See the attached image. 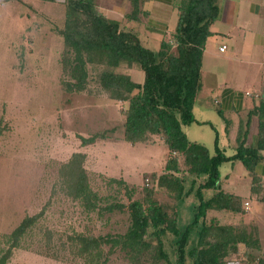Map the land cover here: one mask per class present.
Returning a JSON list of instances; mask_svg holds the SVG:
<instances>
[{"label":"rangeland","instance_id":"1","mask_svg":"<svg viewBox=\"0 0 264 264\" xmlns=\"http://www.w3.org/2000/svg\"><path fill=\"white\" fill-rule=\"evenodd\" d=\"M121 1L95 3L102 14L116 10L108 16L122 19L124 29L133 24L126 21L129 6H121ZM66 6V0H0V249L9 248L6 235L26 217L40 214L8 264H131L119 250L108 254V245L99 253L87 247L81 254L73 239L76 235L98 238L125 233L130 225L128 210L109 211L106 207L128 205L131 200L143 202L149 190L172 213L176 201L158 186L170 152L161 135L137 144L124 139L128 104L112 100L102 88L99 77L105 67L89 65L83 91L67 86L71 79L63 68L64 41L59 34L65 25ZM168 21L175 27L176 14ZM135 29L145 45L153 51L160 49L163 33L145 25ZM116 72L130 74L136 82L144 78L138 65H124ZM217 108L213 110L220 117ZM212 126L218 130L216 123ZM94 135L105 138L82 144V138ZM79 153L85 155L89 186L101 198L96 211L88 212L71 196L65 165ZM181 163L186 170L183 159ZM235 167V177L248 187L250 178L244 166L238 163ZM111 179L125 181L131 196L125 185L110 183ZM186 179L188 188L193 178ZM261 194L264 198L263 190ZM243 195L250 198L248 190ZM192 200V196L187 198L186 205ZM259 210L258 201L252 199L255 217ZM182 216L188 218L185 208ZM262 220L264 225V214ZM250 224L248 231L259 229L258 224ZM166 249L175 261L172 249L168 245ZM251 253L264 257L258 249Z\"/></svg>","mask_w":264,"mask_h":264},{"label":"trees","instance_id":"2","mask_svg":"<svg viewBox=\"0 0 264 264\" xmlns=\"http://www.w3.org/2000/svg\"><path fill=\"white\" fill-rule=\"evenodd\" d=\"M131 2L133 10L127 18L136 20L143 11L139 0ZM66 4L65 25L59 34L64 41L63 68L71 79L67 86L81 92L89 80V65L105 67L99 77L102 88L112 100L128 104L124 139L137 144L152 135L163 136L170 157L164 173L158 177V186L176 201L169 213L168 208L154 199V191L149 190L143 202L131 200L128 205H109L106 207L109 211L128 210L127 231L98 238L76 235L73 241L79 243L80 253L87 247L99 253L103 245H108V254L119 250L131 264H227V258L238 251L239 245L256 246L245 228L221 225L210 220L208 213L212 210L241 213L243 210L238 197L220 190L223 164L241 162L252 177L254 188L260 187L256 168L264 163L261 154L264 151V103L248 115L245 124L241 123L233 156H227L220 148L218 134L215 154L211 155L205 145L192 142L183 128L197 122L194 108L202 90L204 50L212 36L210 28L220 14L216 0H176V30L169 40L161 42L158 51L146 48L136 33L123 30L119 21L99 12L95 0H66ZM124 65H138L144 74L143 81L136 82L130 74L116 72ZM254 115L259 118L257 143L247 146ZM97 138L105 136L82 138V144H93ZM83 159L84 154H75L65 168L71 196L92 212L99 209L101 198L89 186ZM181 159L186 170L182 168ZM187 176L193 178L188 188ZM199 179L203 181L198 183ZM110 183L125 185L131 196L125 181L111 179ZM210 190L218 192L207 198L206 192ZM190 196L193 200L186 205ZM183 208L187 219H183ZM40 216L26 217L6 235L9 248L0 249V264H8L13 251L20 248L22 238ZM167 245L176 256L175 261Z\"/></svg>","mask_w":264,"mask_h":264},{"label":"crops","instance_id":"3","mask_svg":"<svg viewBox=\"0 0 264 264\" xmlns=\"http://www.w3.org/2000/svg\"><path fill=\"white\" fill-rule=\"evenodd\" d=\"M121 2V6L127 8L129 6L130 12L126 15V21L128 24H133L121 28L136 33L146 48L151 49L145 45L135 26L145 25L156 33H163L162 41L171 38L175 32L178 23L176 0H139V7L146 14L140 13L136 20L127 18L133 10L131 0ZM216 4L220 14L210 28L212 36L208 38L204 50L202 90L194 108L197 122L183 128L192 142L205 145L211 155L215 154V139L218 134L220 148L227 156H233L238 147L237 138L241 123L245 124L248 115L264 103V0H216ZM115 11L109 10L108 15ZM174 14L177 16V21L175 27H171L168 19L171 20ZM104 15L110 18L106 13ZM114 20L122 24V19ZM223 46H226L225 51L220 50ZM214 106H218L217 113L220 117L214 113ZM212 123H216L218 130L214 129ZM258 129L259 118L254 115L251 119L247 146L257 143ZM228 150H231V154L227 153ZM261 154L264 156V151ZM166 162L167 160L165 165ZM238 163L242 164L230 162L222 165L220 190L238 197L241 200L242 212L212 210L208 213V217L221 225L246 228L247 233L252 236L250 238L255 240L256 246L239 245L238 251L227 258V264H264V257H257L251 253L255 249L264 253L262 234L264 210L261 208L264 206V198L259 192L264 191V163L256 168L261 184L257 190L245 167L250 178L248 187L243 186L241 180L235 177V166ZM245 190H248L250 198L243 195ZM217 192V190L207 191L206 197L211 198ZM252 199H256L259 204L257 217L251 211ZM253 222L255 226L259 225V229L248 231V226Z\"/></svg>","mask_w":264,"mask_h":264},{"label":"built area","instance_id":"4","mask_svg":"<svg viewBox=\"0 0 264 264\" xmlns=\"http://www.w3.org/2000/svg\"><path fill=\"white\" fill-rule=\"evenodd\" d=\"M225 49H226V46H223V47H221V51H225Z\"/></svg>","mask_w":264,"mask_h":264}]
</instances>
